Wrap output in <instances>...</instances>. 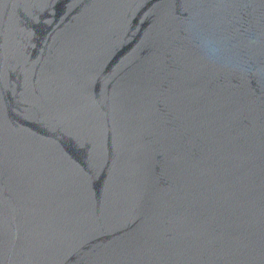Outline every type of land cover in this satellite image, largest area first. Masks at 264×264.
<instances>
[{"label":"water","instance_id":"water-1","mask_svg":"<svg viewBox=\"0 0 264 264\" xmlns=\"http://www.w3.org/2000/svg\"><path fill=\"white\" fill-rule=\"evenodd\" d=\"M0 264H264V0H0Z\"/></svg>","mask_w":264,"mask_h":264}]
</instances>
